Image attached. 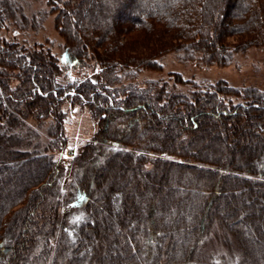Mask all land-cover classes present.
I'll list each match as a JSON object with an SVG mask.
<instances>
[{
	"label": "trees",
	"instance_id": "trees-1",
	"mask_svg": "<svg viewBox=\"0 0 264 264\" xmlns=\"http://www.w3.org/2000/svg\"><path fill=\"white\" fill-rule=\"evenodd\" d=\"M47 4L58 14L56 24L74 67L99 68L100 80L79 74L73 83L62 85L58 78L63 68L49 50L27 48L0 35V135L4 136L1 126L16 130L24 125L18 123L21 113L51 115L54 140L46 149L59 150L57 159L49 153L35 157V169L17 176L6 173L0 188V264H104L111 256L103 249L106 245L112 250L118 245L124 264H191L203 243L206 222L222 191L231 185L243 189H238L241 202L233 204L227 216L232 214L243 227L256 229L262 238L261 250L256 247L261 261H248L249 252L243 249L237 264H264V134L255 144L250 140L257 130L264 133V92L219 82L208 91L184 94L167 84L151 83L143 89L119 78L123 70L158 67L156 57L168 50L223 63L231 57L232 36L240 38L241 48L264 46V0H47ZM86 6L90 8L85 12ZM0 11L1 31L7 20L16 17L8 0H0ZM133 33L143 39L140 48L150 49L141 57L129 54L134 45H121L120 38ZM176 77L177 84L197 88ZM11 80L17 84H10ZM231 97H241L242 102L227 103ZM68 101L87 110L97 128L92 142L72 164L75 171L69 185L61 182L67 143L62 106ZM240 116L243 121H237ZM185 129L193 139L183 138ZM221 129L231 132L233 144ZM27 133L35 136L31 129ZM206 134L211 140L209 153H203L207 162L193 163L190 145ZM240 148L246 149L242 158L235 156ZM6 149L0 145V177L5 167L11 170V157L19 160L28 153ZM87 160L102 173L129 170L132 179L117 184L113 180L108 190L94 197L90 176L79 169ZM189 166L195 175L184 176L182 184L188 188L183 193L172 188L179 195L162 197L165 178L176 181ZM64 188L70 190L68 194ZM145 188L154 190L149 201ZM68 200L80 202L86 210L79 223L67 225L61 215ZM146 202H150L147 228L143 216L138 221ZM140 205L143 211L135 215ZM17 206L25 207L21 214L14 211ZM113 209L120 215L116 221L110 217ZM16 224L18 233L7 236ZM97 234L103 247L93 244Z\"/></svg>",
	"mask_w": 264,
	"mask_h": 264
},
{
	"label": "rangeland",
	"instance_id": "rangeland-1",
	"mask_svg": "<svg viewBox=\"0 0 264 264\" xmlns=\"http://www.w3.org/2000/svg\"><path fill=\"white\" fill-rule=\"evenodd\" d=\"M8 1L14 6L16 18L15 20H7L6 28L0 31L2 38H6L8 41L12 40L19 42L27 48L41 46L45 50H49L52 56L57 59L58 64L63 68V74L58 78L62 85L73 83L72 79H78L79 74H85L94 82L100 80L99 68L95 70L89 69L80 71L74 67L76 65L72 60L70 50L66 46L64 35L60 33L59 27L56 24V17L58 14L52 12L53 9L47 4V0ZM88 8L90 7L86 6L83 7L82 10L86 12ZM0 14H2L1 11ZM120 41H122L121 45H124L127 48L129 44L134 45L133 47L135 48L131 49L129 54L131 53L136 57H141L150 50L146 49V47L140 48L138 43L139 41H143V39L140 34L137 33L125 36L123 39L120 38ZM229 41L231 46H233L231 49V57L223 63L206 61L199 54H194V58H191L189 54L183 50H168L163 52V54L160 53V56L156 57L157 59H155V61L158 67L145 65L141 69L135 67L130 71H120V82L123 84L136 85L143 89L149 88L151 83H157L160 84V86L167 84L168 89H174L184 94H189L193 91H208L219 82H223L234 89L255 88L260 92H264V46L249 45L241 48L239 47L240 38L237 36L230 37ZM84 42L85 41L82 40L81 43L84 44ZM153 45L156 46L155 44ZM100 47L101 49L103 48V46ZM176 76L181 77L186 82H191L192 84L197 85V88L193 87V85L177 84ZM10 84L16 85L17 81L11 80ZM226 102H231L232 104L237 105L241 103L242 100L241 97H231L227 98ZM62 110L66 115L65 138L67 143L62 163L66 172L63 175L61 182L67 181L69 185L74 177L73 171H75L72 164H74L76 157L80 156L82 151L92 142L97 128L91 120L88 111L82 110L79 106H72L70 101L62 106ZM38 117L39 115L26 117L21 113V115H17V118L20 119V122L18 123L22 122L24 125L22 124L23 126H20L19 129L11 130L7 127L4 128L1 126V130H4V136L0 135V145L7 147L6 150H11L14 153L15 151H26L28 153L22 154L19 160H16L17 158L15 157H11L8 160V163L11 165V170L6 167V170H3L2 177H0V188H2L1 184L2 181L4 182L5 176H8V174H6L7 172L10 173L11 171V173H14V175L17 176L22 170L35 169V166L38 165V162L34 159L35 157L49 153L57 159L59 154L58 149H46V145L54 140L52 135V128L54 126L53 116L50 115L49 117L46 116L44 118H41V116L40 118ZM239 120L243 121L244 117L240 116L237 121ZM123 125L126 126V124ZM28 129L35 131V136L34 134H28ZM133 131L137 132V127L134 128ZM220 131L223 137L227 138L228 143H234L230 131L224 129H221ZM142 133H144L143 130ZM263 134L262 130H257L255 136L250 139L251 142L255 144L257 139ZM7 136L11 137L7 138ZM193 137L194 136H192L186 129L183 130V138L193 139ZM246 137L247 136H245V138ZM209 142H211L209 134L195 137L194 142L190 145L191 149L189 152L193 163L207 162L206 158L203 157V153H209L210 147L207 146ZM240 149L241 150H239L235 156L239 154L242 158L246 153V149ZM228 152L230 153V151ZM94 163L95 162L92 163L90 160H87L79 167L80 170L83 169L86 178L87 175L90 176L93 188H95L92 191V196L94 197L99 194L102 195L103 190H108L113 183V180H115L117 184L121 180L124 181L128 179L130 181L132 179V173H130L129 170L120 168V172H115L113 174L111 172L102 173L99 169L96 170ZM147 167L148 169L151 168L150 165ZM186 174L195 175V170L192 166L185 168V170L180 173L179 179L176 181L175 177L167 176L163 188L160 190L162 197L175 198L179 195H176L173 192L175 190H171L172 188H176V191L180 189L182 192L180 190H178V192L180 191L183 193V191L188 188L187 185L182 184L183 178ZM79 176L77 175V177ZM3 184L5 185V182ZM238 189L242 190L243 186L231 185L222 191L218 207L213 212L209 222H206V232L203 234V243L197 253L198 256L196 255V258L192 260L191 264H237L239 259L243 257L241 252L243 249H247L249 252V257L247 258L248 261H254L256 263L257 261H261L258 251L261 250L259 246L262 244H260L259 241L262 238L258 231L256 229L253 230L250 227H243L241 222L236 221V218H234L232 214L227 216L229 211L231 212L233 209L232 205H238L241 202ZM64 190L67 194L70 191L67 188H64ZM113 190L115 189L113 188ZM117 191L121 190L118 189ZM144 193L146 197H148V200L146 199V201H149L153 196L152 193L154 194V190L149 189V191H147L145 188ZM199 202L202 201L196 200V203ZM149 203L150 202H146L147 206H144L146 209L145 211L141 210V205L135 209V215L137 212L139 213L143 211L140 213L138 221L141 223V219L145 218V228H147L146 221L148 220V212L150 211V209H148ZM24 208V206H17L14 211H20L21 214V210ZM105 210H107L106 207ZM85 211L86 210L83 207H80V202L74 203L72 200H68L67 204L61 211V215L66 220V224L70 225L72 222L79 223L82 220ZM102 214L104 215L105 213L102 211ZM119 216L118 212H115L114 209L111 210L110 217L113 221L118 220ZM141 216L143 217L141 218ZM18 226L19 225L16 224L14 228L11 229L10 227L6 235L9 236L13 231L15 234L18 233ZM239 236L240 238H238ZM241 237H243V240ZM1 243L2 241L0 244ZM98 243H102V247L104 246V241L99 234H97L93 244L96 245ZM256 247H259L260 250H257ZM103 249H106V254L111 255L108 257L106 256L107 259L104 264L125 263L126 260L120 254L118 245L113 250L107 245L103 247ZM179 249L180 248L178 247V250Z\"/></svg>",
	"mask_w": 264,
	"mask_h": 264
}]
</instances>
